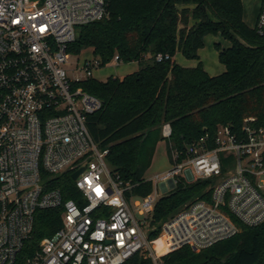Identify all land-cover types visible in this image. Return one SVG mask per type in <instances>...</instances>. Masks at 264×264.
<instances>
[{"label":"built area","instance_id":"2783aa9c","mask_svg":"<svg viewBox=\"0 0 264 264\" xmlns=\"http://www.w3.org/2000/svg\"><path fill=\"white\" fill-rule=\"evenodd\" d=\"M107 15V0H0V264L17 263L38 210L60 209L61 225L25 264H124L138 252L163 264L171 251H200L237 235L239 223L264 222V122L256 117L239 129L221 125L211 141L206 135L184 152L173 149L171 165L150 178L155 194L127 196L131 185L113 174L109 149L87 124L103 103L77 84L99 60L77 65L84 78L66 68L82 27ZM255 27L264 35V0ZM162 134L172 135L169 122ZM210 178L211 199L193 200L162 223L167 251L158 253V238L148 236L156 195L181 179Z\"/></svg>","mask_w":264,"mask_h":264},{"label":"trees","instance_id":"16d2710c","mask_svg":"<svg viewBox=\"0 0 264 264\" xmlns=\"http://www.w3.org/2000/svg\"><path fill=\"white\" fill-rule=\"evenodd\" d=\"M108 15L84 25L69 46L78 55L92 47L99 68L116 55L120 62H137L139 68L124 77L98 80L90 76L77 84L97 96L102 107L87 119L89 130L101 148H108L113 174L131 185L127 196L153 192L146 179L162 127L169 122V152L186 147L206 135L211 141L221 125L242 127L248 117L264 122V35L244 19L243 0H107ZM209 34L222 35L229 47L216 44L225 71L211 75L200 60L199 50ZM181 52L193 67L179 64ZM164 58L159 61L157 56ZM168 55L169 58L165 56ZM67 198L75 197L72 177L66 176ZM215 179H198L177 186L161 196L149 222V239L161 233L164 221L196 199H211ZM59 186V185H56ZM234 218V217H233ZM235 219V218H234ZM61 210H38L32 237L16 264L38 249L44 236L61 225ZM236 220V219H235ZM237 221V220H236ZM241 231L200 251L184 246L161 257L163 264H264V222L239 223ZM124 264H154L138 252Z\"/></svg>","mask_w":264,"mask_h":264},{"label":"rangeland","instance_id":"374dc122","mask_svg":"<svg viewBox=\"0 0 264 264\" xmlns=\"http://www.w3.org/2000/svg\"><path fill=\"white\" fill-rule=\"evenodd\" d=\"M244 3V18L247 24L250 26L254 25V18L257 11L261 6V0H243ZM216 44H220L223 48L229 47L231 42L225 39L222 35H207L205 39V47L200 50V60L204 62L206 68L208 69L211 75H218L225 71V65L219 61L218 50L216 49ZM95 59L93 48L86 47L82 49L80 54L73 55L69 64L66 65V68L69 71L71 77H86L85 69H77V65L81 67L85 60ZM175 60L187 67L196 66L199 60H190L182 55L181 52H178L175 56ZM138 64V63H137ZM136 63H124V62H111L105 67H98L92 70V75L98 80H106L110 76L124 77L125 75L134 72V68H139V65ZM136 69V70H137ZM160 136L163 139L160 140L159 145H157L155 154L153 157L152 164L150 168L146 171V177H152L156 173L163 172L166 168L171 165V153L169 152L167 139L163 136L162 130ZM147 179V178H146ZM168 192H160L156 197L159 199L161 196L167 194ZM153 194H155V188L153 189ZM188 204V203H187Z\"/></svg>","mask_w":264,"mask_h":264},{"label":"bare ground","instance_id":"6f19581e","mask_svg":"<svg viewBox=\"0 0 264 264\" xmlns=\"http://www.w3.org/2000/svg\"><path fill=\"white\" fill-rule=\"evenodd\" d=\"M154 245H155V248L158 251V253H164L167 251L165 246H164V241H163L162 237H160L156 241H154Z\"/></svg>","mask_w":264,"mask_h":264},{"label":"crops","instance_id":"0c3cea01","mask_svg":"<svg viewBox=\"0 0 264 264\" xmlns=\"http://www.w3.org/2000/svg\"><path fill=\"white\" fill-rule=\"evenodd\" d=\"M260 8H261V6H260ZM260 8H259V10L257 11V13H256V16H255V18H254V25L253 26H251V27H255V25H256V21H257V18H258V14H259V12H260ZM244 13H245V11H244ZM245 19V18H244ZM247 23V22H246ZM249 25V24H248ZM207 37V36H206ZM206 37H205V39H206ZM204 47H205V45H204ZM200 50H202V48L200 49ZM200 50H199V55H200ZM201 56V55H200ZM130 63H136L137 64V62H130ZM203 64H204V62H203ZM138 65V64H137ZM204 67H205V69L208 71V69L206 68V66H205V64H204ZM136 69H137V67H135L134 68V70L136 71ZM209 72V71H208ZM160 143V142H159ZM159 145V144H158ZM167 169V168H166ZM165 169V170H166ZM164 170V171H165ZM163 171V172H164ZM147 173V172H146ZM146 173H145V178H147V179H150V178H152V177H146ZM162 173V172H161ZM157 174V173H156ZM155 175V174H154Z\"/></svg>","mask_w":264,"mask_h":264},{"label":"water","instance_id":"95a60500","mask_svg":"<svg viewBox=\"0 0 264 264\" xmlns=\"http://www.w3.org/2000/svg\"><path fill=\"white\" fill-rule=\"evenodd\" d=\"M83 169H84V168H81V169H79L78 171H76V172L73 174V178L76 179L77 176L82 172Z\"/></svg>","mask_w":264,"mask_h":264}]
</instances>
